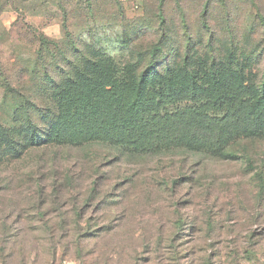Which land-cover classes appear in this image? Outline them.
<instances>
[{
    "label": "rangeland",
    "instance_id": "rangeland-1",
    "mask_svg": "<svg viewBox=\"0 0 264 264\" xmlns=\"http://www.w3.org/2000/svg\"><path fill=\"white\" fill-rule=\"evenodd\" d=\"M159 42L172 81L185 66L256 92L264 0H0V264H264V137L213 154L39 141L63 87L132 84Z\"/></svg>",
    "mask_w": 264,
    "mask_h": 264
},
{
    "label": "trees",
    "instance_id": "trees-1",
    "mask_svg": "<svg viewBox=\"0 0 264 264\" xmlns=\"http://www.w3.org/2000/svg\"><path fill=\"white\" fill-rule=\"evenodd\" d=\"M206 10L202 24L208 28ZM164 22L162 16V35ZM161 49L159 42L132 84L74 81L73 89L63 87L58 114L39 141L107 144L137 155L173 150L213 154L241 139L264 137V73L256 92L244 81H212L205 89L185 66L187 82L181 84L170 79L169 68L164 73L158 69Z\"/></svg>",
    "mask_w": 264,
    "mask_h": 264
}]
</instances>
